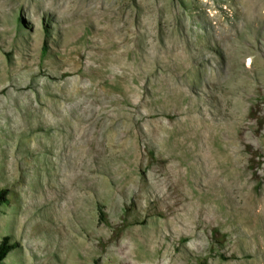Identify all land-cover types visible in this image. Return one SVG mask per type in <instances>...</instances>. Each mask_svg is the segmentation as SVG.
<instances>
[{"label":"rangeland","instance_id":"1","mask_svg":"<svg viewBox=\"0 0 264 264\" xmlns=\"http://www.w3.org/2000/svg\"><path fill=\"white\" fill-rule=\"evenodd\" d=\"M64 1L66 6L62 0H0V189L9 192V203L0 206V241L10 236L18 244L5 264H264V93L255 89L264 85V0ZM102 35L108 44L125 41L123 52L134 48L133 58L121 55L119 65L106 64L104 79H113V71L122 74L128 59L133 111L145 119L132 122L126 144L119 133L112 158L85 150L88 181L76 177L52 186L51 164L34 159L43 151L37 135L45 134L32 116L38 104L22 110L12 104L13 96L19 93L25 101L26 94L37 96L42 82L31 84L45 76L36 72L55 71L59 57L79 70L71 78L101 66L92 60L99 50L91 40L101 41ZM239 71L255 87L239 108L244 127L237 132L234 120L222 119L234 105L221 99L220 87ZM109 87L123 97L121 88ZM188 97L196 102H183ZM122 99L121 112L130 109ZM114 102L107 105L117 108ZM200 114H220L214 124L229 126V133H190L188 125ZM90 117L87 124L95 131L97 113ZM145 124L148 135L141 130H147ZM228 140L239 150V167L227 171L230 186L239 182L238 189L212 196V180L203 170L198 171L203 187L192 181L193 164L206 160L193 148L214 155ZM227 160L217 157L211 165L224 169Z\"/></svg>","mask_w":264,"mask_h":264},{"label":"bare ground","instance_id":"2","mask_svg":"<svg viewBox=\"0 0 264 264\" xmlns=\"http://www.w3.org/2000/svg\"><path fill=\"white\" fill-rule=\"evenodd\" d=\"M62 3H63V5L66 6V2L64 0H62ZM103 10H104V8H103ZM106 32H109V33L112 32L113 33L114 29L112 31L107 30V31H105V33ZM114 34H116V33H114ZM93 36H94V34H93ZM91 41L94 43V47L96 46L97 50H99V52H98L99 55L93 56L92 60H94L95 62L99 61L101 63V66L99 65L100 67L99 66L98 67L91 66L90 68L83 70L79 77L71 78L70 76L72 74H76L79 70L76 68L70 69V65L65 60H62V58L59 57L60 61L56 64L55 71L50 69V67H49V68L40 69L36 72L37 77L45 76L42 79L36 78L35 80H33L34 83L31 84L32 86H38V83L42 82V91L41 92L38 91L39 94H37V96L33 97L30 93L26 94L27 95L26 101L24 98L19 96V93H17L16 96L15 95L13 96V100H12L13 103L12 104H19L21 106L22 105L25 106L28 104L32 106V104H34V103L38 104V106H35V107L32 106V109H33L32 116H33V119L36 123V130L37 131H44L45 134L37 135L39 138V144L38 145H40L43 148L42 149L43 151H42V155L39 154L38 153L39 151H38L37 153L39 156L37 159L36 158H34V159L37 160L38 165L45 164L47 161L51 164L52 172H51L50 180L52 181V186L53 185H59L60 182L66 183V181L68 179H73L76 177L77 178L84 177L88 181L89 180V172L87 174V172L85 170L91 164L89 165L90 160L85 155V150L87 148L93 149L96 152V154L98 155V157L112 158L113 156H115L114 154L117 153L116 150H117V148H119L120 139H121L122 145L126 144L128 142L127 139L131 135L132 129H133L132 122L135 124L134 126H136V124L138 122H140V120L144 121V119H145V116L142 114H139L135 118V113L137 112V109L135 112L133 111V99H135V98H132V96H131L133 93V89H132V86L130 84L132 77H133V76L132 77L130 76V72L133 70V67H131V63H129L128 59H125V57L126 58H131V57L133 58L134 53L130 51V49L133 48L132 45L130 48L127 47V49H125V51L123 52L122 49L124 47L125 41L123 43H121V42H119V38L114 39L109 44L106 40V36H104V35H102L101 41H99V39H97V41H93V40H91ZM177 47H178V44H175V47L173 46V49H171V51L176 50ZM124 48H126V47H124ZM121 55L125 56L124 57V63H123L124 67H120L123 70V72H121L122 74H118V73H115V71H113V72H111L112 76L114 77V78L112 77L113 78V79H111L112 81L111 80L106 81L104 79V76H105L104 74L108 70V69H106V64L109 62H113V63H117L119 65L120 61L118 60L117 57L121 56ZM242 58L243 57H241V59ZM108 59H109V61H107ZM250 62L252 63L251 60H249V63ZM49 63H50V61H49ZM92 64H96V63H92ZM76 65H77L76 67L78 68L79 65L78 64H76ZM96 65H94V66H96ZM118 68H119V66H118ZM144 74H145V72H144ZM145 76H146V74H145ZM25 77H26V75H25ZM249 78H251V76L247 77L246 79H243L241 77L240 71H239L238 73L233 75L231 81H227L226 83L222 84V86L220 87V88H224L221 99L224 100V102L225 101H228V102L233 101L232 104L234 105V108L232 109L231 113L230 114L226 113V115L224 117H222V119L234 120V124H233L234 128H235L234 130L235 131L238 130L237 132L242 131V129L244 127L243 118L238 116L239 115V108H242L245 104V101L248 100L252 96L253 89L255 87V85L254 86L250 85V79ZM263 79H264V77H263ZM51 80H54V81H51ZM23 83L25 84V81L20 82V84L16 87L21 88V85ZM110 84L112 86H115V88L117 87V88H121L123 90V93H122L123 99L122 98L121 99H122L123 103L126 102L127 104H129L130 109H128L129 107L126 108L124 106L123 111L122 112L120 111L121 110L120 109L121 108L120 107L121 99L119 97H117V95H115L116 94L115 91H109ZM122 84H123V86H122ZM26 85L28 86L27 83H26ZM107 87H109L108 90L106 89ZM112 89H114V88H112ZM121 89H119V90H121ZM255 89L258 90L259 92L264 93V85L261 88L259 86L255 87ZM115 90H117V89H115ZM119 90H118V92H119ZM188 98L189 99H183V102H187L189 105L194 104V102H193L194 99L191 100L190 97H188ZM232 98H234V99H232ZM113 100L115 101L114 103L117 106V108L112 109L110 106H108L110 104L107 105V103L109 101L112 102ZM23 106L21 107L22 110H23ZM90 106L95 107V111L90 110V108H91ZM174 108L179 113L180 108H181L180 104L178 103V105L176 107L174 106ZM190 108H192V106ZM27 109H28V107H27ZM118 109L120 112L119 113L117 112L118 114H114V111L118 110ZM12 110L13 109H11L9 107V109L6 112L5 111L4 112L8 115ZM190 110H193V109H190ZM19 112H21V110ZM94 112L97 113V118L95 121H97L99 124L98 128L96 127L97 129L95 131H93V128H92L93 124H90V123H89L90 125L87 124V122L91 118L90 115ZM217 112H219V111H217ZM150 115H152V114H150ZM195 115H196V113H195ZM195 115L192 117L195 118ZM218 115H220V114H218ZM218 115L212 114L211 116L210 115L205 116L203 114H200L201 117H199V120L197 122L194 120L193 124H190V125H188V127L187 126L186 127L190 133L193 132L192 134H195L196 136L202 135L203 133L209 134L210 132H214L215 134L220 135V136L225 135V134L229 133V126L215 125L214 121L217 120V117H219ZM117 121L121 122L120 128H117V126H116V124L118 123ZM30 123H32V122H30ZM146 125L147 124H145V129H147V130L145 131L142 126H141V130L144 134L148 135V128ZM29 127H31V126H29ZM117 129H121V130L118 131ZM249 129H250V127H249ZM9 131H10V129H9ZM27 131L29 132V130H27ZM50 131L53 134V136H52L53 139H51L48 136L49 134H51ZM234 132L232 135H234ZM15 133L17 134L18 132H15ZM21 133H23V131H21ZM24 133H26V132H24ZM119 133H121L123 135V137L120 139H119ZM29 135H30V133H29ZM24 136H26V135H24ZM205 138H207V137H205ZM237 140H240V137L236 138V140L234 142H236ZM30 141H31V138H30ZM27 143H28V141H27ZM195 143H197V142H195ZM48 144H50V145H48ZM221 144H222V148H220V150L217 151V153H215L214 155H212V154L207 155L206 153H203L204 152L203 148H200L199 146L195 145L193 148V153H195L196 157L200 158L203 155L206 158V160L205 161L201 160L200 165L199 164L198 165L193 164V169L190 171V174L192 176V181L194 182L195 187H199V186L203 187L202 186L203 180L199 174L201 172V170H203V172H205L206 175H208L209 178L212 180V182L210 183L211 187L209 186V188H208L209 189L208 193H210V195H212V196H219V192H221V193L223 192L222 189H224V191L227 192V194L229 192H235L238 189V184H239L238 181H235V183L236 182H238V183L236 185L234 184V186H230L231 176L227 172L230 168L237 170V167H239V160L240 159L237 158V153L239 150L237 151L235 149V147H237L236 146L237 144L235 143L236 144L235 145L234 143H232L231 140H228V142L225 143L224 147H223L222 141H221ZM204 145L206 146V142H204ZM22 146H23V144H22ZM40 146H39V148H40ZM215 146H217V145H215ZM30 147H31V145H30ZM25 148L26 147H24V149ZM28 148H29V146H28ZM29 151L33 155L36 154V152L32 149H29ZM125 152H127V151H125ZM130 152H131V150H130ZM44 153H48L50 155H48L46 157L45 155H43ZM122 153H124V152H122ZM126 154H128V152ZM173 154L174 153H172V155ZM165 155H167V154H165ZM224 155L230 159V160H227V165L224 167V169H222V166H221V169H217L211 165L212 161L215 158L222 157ZM28 162L32 163L33 161H28ZM110 162H114V161H110ZM198 171H200V172L198 173ZM82 172H85V176H84V173H82ZM235 174H236V172H235ZM184 175L186 177L187 173ZM60 177H62V179H60ZM77 178H76V180H77ZM236 179L237 178L234 177V180H236ZM233 182H232V184H233ZM79 189H81V187H79ZM193 191H194V188L191 191L188 190V193L191 195V194H193ZM189 194H187V195H189ZM65 210H67V209H65ZM68 220H69V218H68Z\"/></svg>","mask_w":264,"mask_h":264},{"label":"trees","instance_id":"3","mask_svg":"<svg viewBox=\"0 0 264 264\" xmlns=\"http://www.w3.org/2000/svg\"><path fill=\"white\" fill-rule=\"evenodd\" d=\"M8 195L9 192L7 189H0V206L3 204H8ZM100 220L101 222L104 221L103 213L100 212ZM18 247V244L16 242H12V238L10 236H5L0 241V264H5V260L9 256V254Z\"/></svg>","mask_w":264,"mask_h":264}]
</instances>
